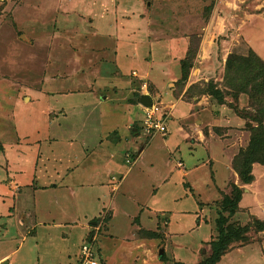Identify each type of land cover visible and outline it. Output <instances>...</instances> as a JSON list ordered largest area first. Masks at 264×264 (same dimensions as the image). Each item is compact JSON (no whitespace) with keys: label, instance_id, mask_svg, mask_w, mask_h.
Instances as JSON below:
<instances>
[{"label":"rangeland","instance_id":"374dc122","mask_svg":"<svg viewBox=\"0 0 264 264\" xmlns=\"http://www.w3.org/2000/svg\"><path fill=\"white\" fill-rule=\"evenodd\" d=\"M251 1L252 6H249ZM256 9L263 11L264 6L255 7L253 0H243L240 6L226 5L224 0H0V258L8 255L6 261L3 260L0 264H22L28 261L33 264L39 261L45 264H78L80 246L92 234L96 235L94 247L100 260H103L102 264H107L108 261L114 264H141V254L144 253L140 254L135 249V244L137 238L146 237V231L135 230L136 225L140 229L154 230L157 234L170 235V231H175L178 235L173 237L176 245L174 248L169 247L164 264H174L171 253L173 249H177L174 254L177 253L180 260L188 262L191 253L183 250L181 245L187 239L194 240L203 234L206 240L199 244L197 250L201 260L210 253V242L217 238L216 208L222 196L230 193L232 183L243 191L236 212L228 217V222L249 225L246 232L248 238L231 242L227 252L216 264H264V229H257L258 224L264 221V164L252 163L253 179L246 184L240 183L232 167L233 156L239 149L246 148L258 125L255 118L259 107L264 106V72L257 73L254 78L250 77L254 75L252 72L258 67L257 63L252 71H245L247 76L241 71L242 68L237 69V62L243 57H252L251 52L264 62V46L258 53L254 51L256 48L252 49L256 39H259L258 33L252 30V35H249V30L244 31L249 24V14ZM137 14L140 18H146L148 39L153 43H147V55H150L148 60L154 56L153 50L160 52L162 49L161 56H166L162 58L170 60L172 72L168 82L176 86L173 94L188 103L189 113L187 117H183L188 125L184 127L203 130L205 135L211 133L208 135L209 142L212 140V144L218 143L224 149L214 145L211 149L214 151L213 160L209 156L203 162L205 166L197 169H192L191 166L201 162L197 161L203 157L200 151L189 147L186 148L188 153L173 151L172 157L176 162L177 154L182 155L185 166L181 168L188 173L176 185L167 182L170 186L164 191L169 190V195L174 194L176 198L164 196L163 205L155 209L163 211H151L143 206V203H150L149 194L151 191L157 192L156 187L151 189L153 184L129 177L113 196L114 204L111 207L114 206L117 210L111 219L107 210L96 216L95 222L89 220V217L97 215L94 211V199L90 203H82L77 209L83 213L87 207L90 212L94 211L85 218L89 220L88 226L81 225L84 220H81V226L70 222L77 216L66 215L65 209L72 207L68 202L62 209L60 205L51 204V213L42 212L41 215L34 216L36 223L44 222L35 231L28 234L24 232L29 229V223L25 230L21 228L23 234L18 233L15 219L18 215L13 212L17 201H12V196L16 197L17 191H12L11 187L6 189V186L14 180L17 184L22 182L26 188L25 184L31 180L33 171L28 166L22 167L23 171H18L11 163L20 160V156L26 154L28 146L41 149L42 162L47 166L64 163L68 152L61 148L54 150L60 145V140H54L59 144L51 143L47 139L50 136L48 134L53 135L54 131L57 136H62L65 125L61 114L62 105L66 107L76 104L84 96L98 99L100 95L110 97L108 83L103 86L97 79L103 76L110 80L122 77V83L119 81L116 84L121 90L116 91L121 92L119 97L123 95L125 98L133 94L131 90L126 92L122 89V86L130 85L129 81H132V87L136 91L142 89L143 83L148 86L151 81L148 75L139 74L134 67L124 71L125 74L120 73L109 63L104 64L109 60L103 57L102 52L94 53L105 49L113 54L116 40L113 35L118 33L119 27L126 26L119 25L117 20H130ZM128 26L127 24L126 27ZM129 28L133 30L132 23ZM257 30L260 31L259 28ZM230 56L232 66L228 68L227 60ZM183 59H187L189 67L184 79L185 69L181 64ZM207 60L211 69L206 73L210 77L194 80L192 76L195 69L203 68L202 65ZM82 79L86 81L82 82ZM126 79L127 84L124 83ZM75 82L80 84L73 85ZM196 97L199 107L195 114L192 113L194 107L190 104ZM111 98L115 99V96L111 95ZM155 99L160 105L161 98L155 96ZM49 103L54 107L47 108ZM106 106L108 105H104V109ZM160 106L166 122L171 115L170 107L162 102ZM51 110H55L54 114ZM109 112L115 111L110 107ZM136 114L141 117L142 111ZM69 121H72L71 118ZM115 121L116 119L108 118L104 123L110 128ZM94 123L97 124L98 131L105 127L99 126L98 120ZM67 128H71V125ZM204 133V137H200L206 142ZM92 135H97L96 131ZM145 135H140L142 144ZM175 139L177 141L179 137L176 136ZM154 141L156 144L162 142L160 137H156ZM49 143L53 152L47 147L50 146ZM180 146H184L183 142ZM118 155L122 158V152ZM122 162L125 163L124 158ZM125 165L128 166L127 163ZM57 169L60 174L65 171ZM171 169L173 181H179L180 172L174 163L171 164ZM69 178L67 176L66 180ZM115 184L112 190L118 188L119 182ZM48 197H53V193H49ZM30 203L32 201H24L23 209H32L33 204ZM9 204H12L11 212L4 208V205ZM136 204L140 206L136 208ZM82 215L80 213L78 217ZM21 216L26 222L31 220V216ZM194 220L201 225L188 238L190 231L187 230ZM164 225H167L168 231L163 230ZM101 241L105 243L104 246ZM159 246L160 244L150 246L155 257ZM140 248L143 250L144 246L141 245Z\"/></svg>","mask_w":264,"mask_h":264},{"label":"crops","instance_id":"0c3cea01","mask_svg":"<svg viewBox=\"0 0 264 264\" xmlns=\"http://www.w3.org/2000/svg\"><path fill=\"white\" fill-rule=\"evenodd\" d=\"M224 1L226 5L228 4L230 6H240L243 2V0ZM245 1L246 0H244V2ZM248 5L252 6V1L249 2ZM253 5L255 7L264 6V0H253ZM124 7H127V5H125ZM263 18L264 10L260 11V9H256L255 11H253V13L249 14V24L245 26L244 30H249V35H252V33H250V31L252 30H254V32L256 31L255 33H258L257 37H259V39L258 41L256 39L254 45H252V49H257L254 50L256 51V53H258V50L262 51V49L260 48H263L264 46ZM145 20L146 18H140L138 14L133 15L130 20L126 18H119L117 20V23H119V25L127 26L128 24L130 26V24L132 23L133 30H130L129 26L119 27L117 29L118 33L116 32L115 36L113 35V39H116L115 47L113 48V54L106 52L105 49L103 51L94 53L102 52L103 57H106L107 60H109V62L103 61L104 64L109 63V65L113 66V69H117L120 73L125 74L124 71L127 72V70L134 67L139 71V74L148 75L149 79L152 82H148L146 90H134V88L132 87V81H129L130 85L122 86V89L126 90V92L131 90L133 91V94L128 98H125L123 95L119 97L121 92L118 93L117 91L121 89L116 87V84L119 81H121L122 83V80H120L122 79V77L118 79L114 78L112 80H110L109 77L107 78L105 76L101 77L100 79L96 78L99 83H103V86L108 83V88L111 93L110 97L100 95V98L98 99L97 97L94 98V96H84V98H82L76 104L73 103L72 105H67L66 107L62 105L61 114L65 119L64 131L62 133V136H57L56 132L54 131H52L53 135L48 134L50 136L47 137V139L51 140V143L53 142L54 144H59L57 142H54V140L58 142L60 140V145L56 146V149L54 150H58L59 148H61L68 152L67 154H65L67 158L64 160V163L60 162L59 165L53 166L54 168L52 166L45 165L44 162H42L41 149L39 147L34 148V146H28V148L25 150L26 154H23L24 156L21 155L20 160H15L14 163H11L18 169V171H23L22 167L27 166L33 171L31 180L27 181V183L25 184L26 188H24V184L22 182L19 181V183L17 184L14 180L12 181V184L8 183L9 185L6 186V189H9L11 187L12 191H17V196H12V201L14 199L17 201H15L16 204L13 207V212H15V215H18L17 218H15L17 222L16 225L19 228L18 233L23 234V230L26 229V225H28L29 223V229L27 228V230L24 232H27L28 234L32 233V231H35L36 227L44 222L37 221L36 223V221H34V216L37 217V215H41L42 212L43 214L51 213V204H56V206L60 205L61 209L64 208L63 205L67 202L71 204L72 207H70L69 210L65 209V211H67V216H77L76 219H72L70 221L72 224L80 225L81 220H84V223H82L81 225L88 226L87 223L89 222V220L94 219L96 216L100 215L101 212L107 210L109 212V218L111 219V217L117 210L114 206V208L111 207V205L114 204L113 196L116 195L120 186L123 185V181L129 177H132V179L135 180L139 178L144 183L147 182L153 184L151 185V189L156 187L157 192H149L150 194L148 199L151 201L150 203H143V206H147V208L151 211H163L155 209L163 205L162 199H164V196L165 198H176L174 197V194L169 195V193H171L169 190L168 192L164 191L168 186H170V184H167V182H173V184L176 185L178 182H182L184 180L183 178L186 176L184 174L188 173L186 169L181 168L182 166H185L182 155L180 153L177 154L178 161L181 163L180 166L178 165V161L176 162L175 160H173V151L177 153V151L182 150L185 153H188V150L186 149L187 147H189L190 149H194L195 151H200L203 157L198 158L197 161L201 160V162L191 166L193 167L192 169H197L201 166H205L203 162H206V159H208L209 156V158L213 160L212 155H214V151H211V149L214 145L221 148L224 147L219 146L220 144L218 143L212 144V140L209 142L208 135H210L211 133H207L205 135L203 130H191L189 127L188 129L184 127V125H188L186 119L183 118L187 117L189 113L190 109L188 103L187 101H184L180 96L175 97L173 94V90H175L176 86L173 83L168 82L172 72V70L170 71V60L169 58H162L166 57L165 55L161 56L162 49L160 52L157 50H153L154 52H152L154 53V56H152V59L149 58L150 60H148V56L150 57V55H147V48H149V45L147 43H151L152 41L148 39L149 30L145 26ZM257 28H259L260 31L257 30ZM128 33H131V35L129 36ZM257 37L255 36V38ZM117 39H119V41H117ZM104 48L106 47L104 46ZM104 54L108 57L104 56ZM209 66V60L204 61V64L202 65L203 68H196L195 74L194 76H192V78L198 81L202 78L206 79L210 77L208 76V73H206L211 69V67ZM71 67H73V65ZM203 74L206 75L203 76ZM82 80V82L86 81V79ZM124 83H128L127 79L124 81ZM79 84L80 83L75 82L73 85ZM146 91L149 93L151 102H156L155 96H159L161 98L162 104L166 107H170L171 115L165 122V134L157 132L148 134L145 133L144 130H142V122L140 119L142 116L137 117L136 112L141 111L143 103L140 100L142 96L146 95ZM111 95L115 96V99L111 98ZM134 95L136 96L134 97ZM85 98L88 99L85 100ZM198 104L199 101L196 97L194 98L193 103L190 104L194 107V110L191 109L193 110L192 113L196 114L197 108L199 107ZM104 105L108 106H106V108L104 109ZM49 107H54V105L49 103L47 108ZM110 107L115 112H109ZM54 111L55 110H51L50 112L54 114ZM95 116L97 117L95 118ZM69 118H71V122L69 121ZM108 118L116 119L115 124H113L110 128H108L104 123ZM201 118L203 119V116H201ZM97 120L100 124L99 126H105L101 131H98L96 129L97 124L94 122H96ZM77 123L80 125H76ZM68 125H71V128H67ZM86 130H89L90 132ZM140 130L142 132H140ZM93 131H96L97 135H92ZM142 133L144 135L146 134V138L144 139L143 144L142 138L140 137ZM203 133L205 135L206 142H203L202 138L200 137H204ZM176 136L179 137L177 141L175 139ZM156 137H160L162 142H158V144H156L154 141ZM178 141L179 143H177ZM181 142H183L184 146H180ZM51 143H49L50 146L47 147L50 148L51 152H53L54 150L51 149ZM194 143L196 144L194 145ZM120 152H122V158H120V156L118 155ZM123 158L128 166H126L125 163L122 162ZM127 160H130V163L127 162ZM172 163H174L175 168L178 169L181 176V178H179V181L176 182L173 181L174 178H172ZM57 168L65 171L60 174V171H58ZM67 176H70L69 180H66ZM16 181L18 180L16 179ZM117 182H119L118 188H116V190H112L115 188V183ZM215 187L216 184L214 188ZM96 189L97 191L94 192V190ZM49 193H53V197H48ZM79 194H82V196L80 197ZM49 198H54V200L52 199L51 201V199L49 200ZM91 199H94L96 201V207L94 211L95 213H97V215L89 217V220L87 221L85 219L87 216H89L87 214H92V212L94 211L90 212L88 207L84 213L78 211L77 209L81 206L82 203H90ZM24 201H32V203H30L33 204L32 209H23ZM139 206V204H136V208ZM5 207L10 211V209L12 208V204L6 206L4 205V208ZM71 210L73 211V214ZM80 213L83 215L81 217H78ZM8 214L10 213L8 212ZM24 214L28 215L29 217L31 216V220L29 222H26L25 219L22 218L21 215ZM137 215H140V213H138ZM195 220L193 225L187 230L190 231V235L188 238H191L192 233H194L201 225L199 221H197L196 223ZM164 226L165 228H163V230L168 231L169 229L167 228V225ZM134 227L135 230L146 231L144 233L146 237L137 238L135 244V249H137L140 254L144 253L141 254V257H143L142 261H140L141 264H164V257L169 247L174 248L173 246L176 245L173 237H178V235L175 233V231H170V235H165L164 233L157 234L156 232H154V230L151 229H140L141 227L137 225ZM21 228H23V230ZM205 240L206 238L203 236V234H201L195 237L194 240L187 239L186 243L181 245L183 250L191 253V259L188 260V262L180 260L179 256L176 255L177 253L174 254V252H177V249H175L176 251L173 249L171 253L173 254L172 261L174 262V264H199L200 256L198 255L199 253H197L198 246L199 244H202V241ZM101 244L102 246H104L105 243L101 241ZM158 244H160V246L157 249L158 252H156L155 257L151 247L155 245L158 246ZM141 245L144 246L143 250L142 248H140ZM132 248H129V250H132ZM162 254L163 256L161 257ZM146 255H148L147 258L149 259L146 258ZM7 256V254L1 256L0 263L3 260L6 261ZM67 262H69V260ZM27 263L33 264L31 261L22 264ZM108 263L114 264V262L112 263L111 261H108ZM34 264H45V262L41 263V261H39Z\"/></svg>","mask_w":264,"mask_h":264},{"label":"trees","instance_id":"16d2710c","mask_svg":"<svg viewBox=\"0 0 264 264\" xmlns=\"http://www.w3.org/2000/svg\"><path fill=\"white\" fill-rule=\"evenodd\" d=\"M250 56H252L253 58L243 57L241 60H239L237 62V69L242 68L241 71L245 74V71L247 70L252 71V69H254L253 67L256 66L257 63L258 67L256 66V70L252 72L254 75L250 76L251 78H254L257 73L262 74V72H264V62L259 57H256L253 52H251ZM231 58L232 56H230V58L227 60L228 68L232 66ZM186 60L187 59H183L181 62V64L183 65V69H185L183 79L187 76L186 72H188L189 68L187 66L188 63L186 62ZM245 75L247 76V74ZM263 118L264 106H261L259 107L257 116L255 118L258 121V125L254 128V132L250 138V141L248 142L246 148L239 149L232 158V167L237 173L239 181L242 184L250 183L253 179V175L251 172L252 163L257 162L264 164ZM127 162H130V160ZM242 191V188H240L237 184L232 183L230 193L224 194L222 196V199L219 201L218 208H216L217 217L215 219L216 228L218 229V235L216 239H213L210 242V253L200 260V264H216L220 260L221 256L227 252V249L231 242L246 239V232L248 231L249 225H234L228 222V217L232 216L236 212L238 203L241 199ZM95 221L96 218L92 219V222ZM257 229H264V221H261L258 224ZM162 256L163 254L161 255V257ZM102 263L103 260H101V264Z\"/></svg>","mask_w":264,"mask_h":264},{"label":"built area","instance_id":"2783aa9c","mask_svg":"<svg viewBox=\"0 0 264 264\" xmlns=\"http://www.w3.org/2000/svg\"><path fill=\"white\" fill-rule=\"evenodd\" d=\"M147 88L146 84H142V90L145 91ZM146 95L149 93L146 91ZM161 105V104H160ZM157 101L151 102L150 105H142V127L147 133H166L165 117L162 112V107ZM178 165L181 163L178 161ZM97 230V226L95 227ZM96 235L92 234L86 241H84L79 249L78 253V264H101V260L97 255V249L94 247Z\"/></svg>","mask_w":264,"mask_h":264},{"label":"water","instance_id":"95a60500","mask_svg":"<svg viewBox=\"0 0 264 264\" xmlns=\"http://www.w3.org/2000/svg\"><path fill=\"white\" fill-rule=\"evenodd\" d=\"M143 104L145 105H150L151 104V98L148 95H144L141 97L140 100ZM161 251V250H160Z\"/></svg>","mask_w":264,"mask_h":264},{"label":"clouds","instance_id":"9594fccd","mask_svg":"<svg viewBox=\"0 0 264 264\" xmlns=\"http://www.w3.org/2000/svg\"><path fill=\"white\" fill-rule=\"evenodd\" d=\"M145 131V130H144ZM146 132V131H145ZM147 133V132H146ZM155 133V132H154ZM148 134H151V133H148ZM153 134V133H152ZM127 161H129V160H127ZM181 166V165H180Z\"/></svg>","mask_w":264,"mask_h":264}]
</instances>
